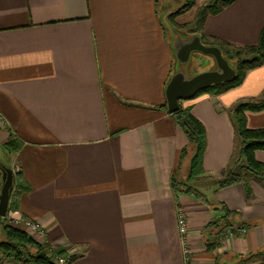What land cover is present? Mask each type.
Returning <instances> with one entry per match:
<instances>
[{"label": "crops", "instance_id": "crops-1", "mask_svg": "<svg viewBox=\"0 0 264 264\" xmlns=\"http://www.w3.org/2000/svg\"><path fill=\"white\" fill-rule=\"evenodd\" d=\"M206 1L175 21L190 22ZM263 26L264 0H234L207 15L202 32L243 47ZM164 30L156 0H0V143L22 142L11 168L28 186L13 187L6 218L40 223L65 264H184L178 207L192 264H235L264 249V181L250 180L249 199L241 183L210 190L208 204L170 187L187 140L166 109L164 88L180 65ZM263 92L264 64L220 95L180 101L204 126L206 175L217 177L238 148L228 109ZM246 118L264 128V110ZM254 156L264 163V150ZM221 205L236 213L232 234L208 248L204 228Z\"/></svg>", "mask_w": 264, "mask_h": 264}, {"label": "trees", "instance_id": "trees-1", "mask_svg": "<svg viewBox=\"0 0 264 264\" xmlns=\"http://www.w3.org/2000/svg\"><path fill=\"white\" fill-rule=\"evenodd\" d=\"M183 1V5L178 10L168 15V20L175 27H178L175 18L184 14L195 4V0ZM233 1L208 0L196 9L194 17L190 22L179 25V28L187 29L190 35L194 33L200 34L203 44L217 46L236 72L233 80L211 86L206 90L198 92L195 97L202 93L220 95L240 85L248 71L264 64V26L259 32L256 43L243 47L207 38L202 32L206 16L219 13ZM161 27L163 30L166 29L162 22ZM263 110L264 92L259 100L239 101L228 109L239 147L236 156H232L227 167L217 177L208 176L204 171L203 155L206 150L205 129L202 123L192 115L191 107L180 105L176 112L169 114L187 140L186 145L179 152L178 166L170 176V187L173 192L175 194L189 195L200 203L208 204L205 194L196 187V184L208 182L214 188L221 189L241 183L246 198H251L252 189L250 187V180L264 181V163L256 160L254 156L255 151L264 150V128H248L246 113ZM21 146L22 142L13 137V139H8L2 147L9 153H15ZM2 166L11 168L9 163L5 162L0 154V167ZM13 180L15 190H18V192L28 190V186L23 183V179L18 171H13ZM12 208V203H10L6 215L0 217L1 254L8 259L24 264H56L48 252L47 244L39 243L23 229L12 226L4 221L8 215V211ZM213 210H221V214L219 217L209 221L204 228V244L208 248L219 247V240H223L226 231L232 227L229 221L230 217L236 214L229 211L224 205L215 207ZM241 226L239 224L236 228L240 229ZM57 252L58 255L59 253L63 255V251ZM237 258H240L241 261H251V264H264V249L246 256L238 255ZM215 264H222L221 256L216 257Z\"/></svg>", "mask_w": 264, "mask_h": 264}, {"label": "water", "instance_id": "water-1", "mask_svg": "<svg viewBox=\"0 0 264 264\" xmlns=\"http://www.w3.org/2000/svg\"><path fill=\"white\" fill-rule=\"evenodd\" d=\"M194 53L211 57L215 67L191 76H188L183 69L178 68L171 75L164 88L166 109L170 114L179 109L180 101L192 99L200 91L235 78L234 67L224 58L220 49L214 45L203 44L198 33L191 34L189 38L181 39L175 43L174 55L180 66L187 64ZM0 171V217H4L7 213L14 180L11 168L2 166Z\"/></svg>", "mask_w": 264, "mask_h": 264}, {"label": "rangeland", "instance_id": "rangeland-1", "mask_svg": "<svg viewBox=\"0 0 264 264\" xmlns=\"http://www.w3.org/2000/svg\"><path fill=\"white\" fill-rule=\"evenodd\" d=\"M183 2H184L183 0H156L157 16L159 17L160 21L163 23L164 27L166 28V30H164V31H166L165 32L166 36H167L166 39L171 44H173V43L175 44L177 41H179L181 39H187L190 36V34H188L187 29L179 28V25H181V24H178L176 22L177 20L175 22H176L178 27H175L173 25V23H171L168 20V15L171 13H174L178 8H180L181 4L183 5ZM189 17H190V13H186L185 16H182L181 18H179V20L180 21H186V20H188ZM199 36H200V34H199ZM200 39H201V37H200ZM172 63H174L173 66L177 65L175 57H174ZM214 67H215V64H214V61L211 57H205L204 55H201L198 53H194L192 55L190 62H188L184 66H179V68L183 69L184 72L188 76L194 75L200 71L213 69ZM4 128H6V127H4ZM0 131H2V130H0ZM10 139H13V137L11 136V138H9V140ZM237 142H238V140H237ZM3 144L4 143H0V154H1L2 158L4 159V161L9 163V165L11 166V157L14 155V153H9L6 150H4V148L2 147ZM238 147H239V142H238ZM237 152H238V148L236 150V153L233 155V157L236 156ZM14 169L16 170L15 167H14ZM0 173H1V171H0ZM258 181L260 182L261 180H258ZM196 187L204 194L208 193L210 190H212V191L219 190V189H216L213 186H211L208 182H202V183L200 182V183L196 184ZM251 197H252V195H251ZM13 205H14V203H12V207H13ZM8 214H9V211H8ZM4 221L6 223L10 224L8 218H5ZM231 221L233 224L236 223L235 220H231ZM0 239H1V232H0ZM48 252H49V249H48ZM232 263H235V264H251V261H241L240 258H237L235 261H232Z\"/></svg>", "mask_w": 264, "mask_h": 264}, {"label": "built area", "instance_id": "built-area-1", "mask_svg": "<svg viewBox=\"0 0 264 264\" xmlns=\"http://www.w3.org/2000/svg\"><path fill=\"white\" fill-rule=\"evenodd\" d=\"M16 227H19L29 233L31 236H33L39 243L42 244H48L46 240V232L44 227L33 220L30 219H17L13 223ZM177 227H178V232L180 235L181 239V244H182V255H183V260L184 264H192V259H191V250L187 247V236H188V224L186 220V214L183 211L182 208L178 207L177 209ZM231 232H226L225 236L231 235ZM223 240H219L221 243ZM50 255L54 263L56 264H65L69 261L70 257H64L61 256L60 254L58 255L57 253H52L51 250ZM8 258L4 257L1 252H0V264H6V260Z\"/></svg>", "mask_w": 264, "mask_h": 264}]
</instances>
